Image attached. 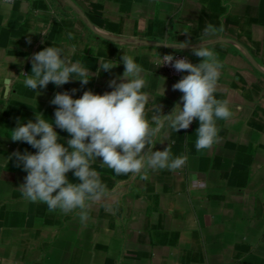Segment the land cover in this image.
Returning a JSON list of instances; mask_svg holds the SVG:
<instances>
[{
  "label": "crops",
  "instance_id": "0c3cea01",
  "mask_svg": "<svg viewBox=\"0 0 264 264\" xmlns=\"http://www.w3.org/2000/svg\"><path fill=\"white\" fill-rule=\"evenodd\" d=\"M221 20L224 32L208 42L223 64L215 96L234 115L217 121V145L196 150L198 119L179 132L166 122L153 151L187 157L182 168L149 170L145 180L117 175L97 158L90 167L108 195L91 204L86 223L23 198L27 172L8 156L37 150L10 139L17 118L35 122L41 113L51 123L57 92L75 89L74 99L111 92L123 63L99 75L97 68L101 58L118 62L123 54L144 69L147 118L156 105L168 115L183 107L172 86L188 73L171 77L153 54L183 52L198 64L192 49L206 24ZM49 46L90 72L88 84L73 78L40 94L25 87L21 73L30 74L33 54ZM54 130L67 147L69 134ZM66 175L80 183L73 171ZM0 264H264V0H0Z\"/></svg>",
  "mask_w": 264,
  "mask_h": 264
},
{
  "label": "clouds",
  "instance_id": "9594fccd",
  "mask_svg": "<svg viewBox=\"0 0 264 264\" xmlns=\"http://www.w3.org/2000/svg\"><path fill=\"white\" fill-rule=\"evenodd\" d=\"M3 2L5 6L11 4V0ZM223 32L222 20L219 27L206 24L200 46L192 49L195 56L202 58L198 64L191 63L186 57L177 59L172 54H153L157 68L170 65L177 72L188 73L172 86L173 90L183 93V107L177 103L168 115H163L162 107L156 105L157 114L151 121L147 118L146 105L150 97L143 91L146 86L144 69L133 56L123 54L118 62L109 59L105 62L101 58L97 68L96 75H99L100 70L111 71L123 63V74L109 81L111 92L101 95L87 90L76 99L72 94L75 89L57 92L50 101L56 106L55 119L51 123L41 118V113L36 115L35 122L22 123L17 118L10 139L25 142L37 150L34 154L17 151L8 156V160L15 157L16 166L22 165L27 172L25 182L19 187L23 198L46 204L50 212L75 213L81 223H86L91 204L108 195L98 173L90 167L97 158H102L101 165L117 175L143 174L145 180L149 170L176 171L185 165L187 157L172 158L169 147L153 151L156 137L166 122L171 130L179 132L188 129L196 119L199 121L196 150H211L220 142L217 121H227L234 115L230 102L215 96L223 64L208 42ZM67 38L71 40L72 33H68ZM160 43L173 46L177 42ZM188 43L183 42L184 45ZM31 63L30 74L21 73L25 76L23 83L38 94L37 89H46L49 83L62 87L73 78L82 85H87L90 80L87 77L91 73L79 62H72L61 47H45L33 54ZM165 91L163 86L162 97ZM54 127L71 137L67 147L58 143L60 137ZM69 171H73L80 183L69 181L66 175Z\"/></svg>",
  "mask_w": 264,
  "mask_h": 264
},
{
  "label": "built area",
  "instance_id": "2783aa9c",
  "mask_svg": "<svg viewBox=\"0 0 264 264\" xmlns=\"http://www.w3.org/2000/svg\"><path fill=\"white\" fill-rule=\"evenodd\" d=\"M11 1H14V0H11ZM166 54H172V55H174V57L177 58V59H181V58H185V57H186V58L191 62L190 57H189L186 53H183V52H175V53L164 52V53L162 54V56H163V55H166ZM164 67H165L167 73H168L171 77H173V78L180 77V76L183 74V72H177V71H176L173 67H171L170 65H166V66H164Z\"/></svg>",
  "mask_w": 264,
  "mask_h": 264
}]
</instances>
